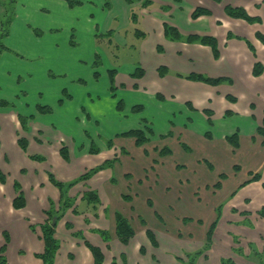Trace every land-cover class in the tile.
<instances>
[{"label": "crops", "instance_id": "crops-1", "mask_svg": "<svg viewBox=\"0 0 264 264\" xmlns=\"http://www.w3.org/2000/svg\"><path fill=\"white\" fill-rule=\"evenodd\" d=\"M80 1L83 4L75 7L66 0H17L15 3L16 19L10 26L6 46L21 50L30 56L27 60L33 59L35 63L27 64L21 60L26 56L20 58L18 53L14 55L10 51H4L0 58V98L9 99L6 90H2L3 86L18 95V99H10L14 105L0 107V170L7 173L6 182L0 181V248L5 243L3 234L7 232L10 238L7 264H43L37 257L45 250L39 226L47 220L48 211H60L62 200L61 191L52 184L48 174L52 173L61 182H71L117 157L115 153L120 148L127 151L130 148L132 151L129 149L128 153L121 154L113 168L98 171L67 192L66 196L73 202L57 224L56 237L60 247L55 264H93L94 256L86 241L102 250L103 264H112L113 261L116 264H181L180 259H184L186 253L195 252L206 244V233L216 218L217 204L212 203L207 211L211 219L204 220L201 204L205 202L200 201L205 194L197 195L196 186L187 184L197 179L196 172L195 177H180L179 163L166 160L173 152L167 157H159L157 151L146 155L149 143L137 147L134 138L117 135L149 125L153 130L155 128L153 133L156 136L160 133L156 130L160 122L165 127L160 134H171L170 138L179 142L185 143V138L205 130L212 133L213 140L217 112L220 115L230 111L229 118H233V122L221 126L219 134L227 137L238 131L240 147L236 153L239 155L243 151L240 155L255 167V147L253 152L247 153L244 147L246 140L255 141L264 118V73L258 77L253 75L256 60L264 64V44L256 37L257 32L264 34V0H223L221 3L215 0H147L151 2L148 6L142 5L144 0L132 4L125 0ZM227 5L243 7L250 15L260 17L262 22L250 24L231 18L224 10ZM198 7L207 8L212 14L194 19L192 14ZM133 11L138 13L139 22H133ZM5 12L0 6V16H5ZM165 23L177 27L184 36H215L220 58H214L209 46L167 41L164 39ZM132 28L146 33L137 50L138 62L145 75L133 78L131 74L136 68L128 61L120 64L114 61L112 65L107 62V70L96 69L97 55L105 60L109 55L108 47L127 46L128 37L123 32ZM110 29L114 31L113 42L105 40L103 50L99 37ZM35 30L44 34L39 36ZM228 32L237 37L229 39ZM247 40L253 45L254 52ZM157 44L163 54L157 52ZM156 55H164L165 64L172 70H183L188 65L199 73L227 78L230 81L224 83H229L230 87L220 86L223 83L209 86L168 74L161 77L155 72L157 62L151 67L148 65V60ZM188 59L198 61L202 67L193 66ZM110 70H116L114 92L111 90ZM50 72L61 78H52ZM96 72L99 78H96ZM102 85L109 88L104 96L100 94ZM21 90H33L37 94L38 103L34 109L19 93ZM125 92L134 94V98L145 105V110L131 114L132 103L125 100ZM195 93L199 95L197 99ZM201 95L204 97L200 98ZM228 96L236 100L232 101ZM60 100L63 104L59 103ZM120 100L125 101L122 112L117 109ZM38 104L51 107L52 112L40 113L36 108ZM177 108H184V111ZM205 109L213 111L212 125L207 124ZM178 113L184 116L177 119ZM132 115L145 122L140 120L137 126L133 127L131 123L129 126ZM195 115L204 123L199 131L194 126ZM152 120L156 122L155 126ZM95 126L99 130L102 127V133L107 131L109 139L114 141L113 148L97 146L96 136L102 137L101 133L88 130L89 127L95 129ZM51 137L54 140L52 145ZM20 138L27 140V152L19 145ZM88 140L90 145H87ZM92 141L99 153H91ZM63 145L69 149V161L60 154ZM244 152L248 155L244 156ZM35 155L44 157V160L32 159L31 156ZM132 159L136 161L132 162ZM186 167L180 168L185 170ZM12 172L20 182H10ZM169 173H175L177 178L169 179ZM16 182L20 183L26 200V206L21 209L13 207L18 195ZM263 184L264 173L261 181L247 184L234 195L236 190L229 192L227 199H232L223 202L212 246L197 264H228L223 260H229V264H262L255 258L254 251H264V217L260 215L264 207ZM223 186L211 194L222 190ZM91 190L98 193L100 204L97 208L82 201L84 194ZM194 208L197 212L193 211ZM116 211L122 212L135 229V236L128 244H123L117 236ZM187 218L191 220L187 221ZM31 225L36 226V231ZM198 226L203 228L199 235ZM148 229L153 232L156 244L149 238ZM102 231L107 232L106 238ZM141 248L144 251L141 252Z\"/></svg>", "mask_w": 264, "mask_h": 264}, {"label": "trees", "instance_id": "trees-1", "mask_svg": "<svg viewBox=\"0 0 264 264\" xmlns=\"http://www.w3.org/2000/svg\"><path fill=\"white\" fill-rule=\"evenodd\" d=\"M66 1L69 3V5L71 7H75V6L83 4V2H81L80 0H66ZM125 1L128 2L129 4H132V3H136V2L141 1V0H125ZM177 1H180V0H177ZM215 1L218 3H221L223 0H215ZM16 2H17V0H7V6H8L7 7V14H6L7 20H6V22L5 21L3 22L2 30L0 31L1 32L0 33V58H1V55L4 51H12L8 46H6V44H4L2 42V39L4 40V38L7 35H9L10 24L12 23V21L14 19L13 18V15H14L13 7H15ZM142 5L148 6V5H151V2L144 0L142 2ZM224 10H225L226 14L231 18L242 19V20L247 21L250 24L262 22L260 17L250 15L248 13V11L243 7H236V6L227 5V6H225ZM211 14L212 13L209 9L204 8V7H198L193 12L192 17L194 19H197L203 15H211ZM132 20L135 23L139 22L138 13L133 11ZM219 24H220V22H219ZM137 31L140 35V36H138V38L141 37V39H143L146 37V33L141 32L139 29H137ZM113 32L114 31L112 29H110L106 34L100 36L99 38L113 42V39H112ZM35 33L39 36H42L44 34L43 31H41V30H35ZM164 34L170 40H177V41H184L185 40L188 43H198V44H202L205 46H209L213 52L214 58L215 59L220 58L218 39L215 36L197 35V34L184 36L179 31V29L177 27L170 25V24H167V23L164 24ZM228 37L230 39V38L237 37V36H233L232 33H229ZM256 37L258 40H260L264 44V34L262 32H257ZM247 42H248V45L251 48V50L254 52L255 49H254L253 45L250 43V41L247 40ZM71 44L74 45V40L71 41ZM157 50L161 52L162 51L161 46H158ZM255 55H256V52H255ZM100 65H101V58L99 55H97L95 63H94V67L99 68ZM157 71L161 77H164L167 74H169L170 69L167 66L162 65L157 69ZM263 73H264V64L260 60H257L255 62V65H254L253 75L258 77V76H261ZM50 75L52 77H55V75H53L52 73ZM144 75H145V70L141 66L137 67L135 69V71L133 72V74H131V76L135 79L142 78ZM95 76H96V78L100 77L98 72L95 73ZM109 76H110V81H111V90H112V92H114V91H116V86H115L116 70H110ZM178 77H181V78L184 77V78H187V79L193 80V81H202V82H205L207 84L215 85V86L220 85L221 83H224L226 81H230L227 78H223V77L212 78V77H208V76H205L203 74L196 73V72H193V73H190L187 75H183V74L178 73ZM135 87L137 88L138 86L135 85ZM114 96L116 97L115 94H114ZM66 97H68V96H66ZM69 98H70V96H69ZM228 98L231 99L232 101L236 100V98H234L232 96H228ZM59 103L63 104V100H60ZM188 105L192 109H194L191 103H188ZM9 106H12L9 101L0 99V107H9ZM36 108L42 114H48V113L52 112V108L49 106L38 104L36 106ZM117 109L119 111L124 110L123 100H120L118 102ZM144 109L145 108L142 105H136L133 107L132 110L134 113H139V112L144 111ZM204 113L208 116V123L210 125H212L213 124V121H212L213 111L211 109H205ZM226 114L229 116V115H232V112L228 111ZM145 131H148L151 135L154 134L153 130L151 128H149V130H147V129H132L130 131H127L125 133L117 135V137H119V136H121V137L122 136L123 137H132L135 139L136 146L142 147L145 144L150 142V140L147 136V132H145ZM257 133L264 137V118H263L262 126H260L257 129ZM206 137H207V139H212V133L207 132ZM225 139L233 148L238 149L240 147V138H239V132L238 131H236L235 133H233L230 136H227ZM18 143L21 146V148L25 152H27V149H28L27 140L25 138H20L18 140ZM106 145L109 149L113 148L114 147V141L112 139H110L106 142ZM181 146L185 151H187V152L191 151L190 147L187 144L182 142ZM156 151L157 152L159 151L158 152L159 157H166L167 155L172 154V150L167 146H165L161 149L156 148ZM91 153L92 154L99 153L98 149L96 148L95 143L93 141L91 143ZM126 153H128V151L125 148H121V154H126ZM145 153L148 154V152L146 150H145ZM60 154L66 161L70 160L69 149H68L67 145H63L61 147ZM31 158L34 160H38V161L44 160V157L37 156V155L31 156ZM118 160H119V157H115L114 159L107 160L106 162L99 165L98 167L93 168L91 170H88L85 174H83L78 179L71 181V182H67V183L57 180L52 173L48 174V177H49L50 181L52 182V184L55 185L61 191L62 200L59 204L60 205V211L57 213H55L54 211H48L47 212V216H48L47 220L39 226L41 233H42L43 241L45 243V250L42 254H37V257H39L43 261V264H55V258H56V255L58 253L59 247H60L59 240L56 237L57 224H58V221L63 217L64 212L69 207L72 206V202H73V200L70 197L66 196L67 192L70 190V188L77 185L80 181L89 180L98 171H100L102 169H106L107 167L113 168L115 163ZM156 161H158V160H156ZM205 163L207 164V166L209 167V169L211 171L215 170V167L213 166V164L210 161L205 160ZM239 168H240V166H238V165L234 166L235 171H237V169H239ZM249 175L251 176V178L245 180L232 195H234L239 189H241L242 187L246 186L247 184H249L251 182L261 181L262 177H263V174L260 172H253V173L250 172ZM127 177L130 178L131 176L127 175ZM222 178L226 179L227 175L225 173H221L219 175L220 181L217 182V185L215 186V188H218V189L221 188ZM6 180H7L6 174L2 170H0V181L2 183H5ZM15 188L18 192V195L15 198V200L13 201V207L15 209H21V208L26 206L25 196L23 194L22 187H21L20 183L16 182ZM125 198L130 199L131 197L125 196ZM82 201L86 202L88 205H91L93 208H97L100 204V199H99L98 193L93 191V190L87 191V193L84 194ZM222 207H223L222 205H219L217 207L216 218L211 223V225L209 226V228L207 230L206 244L203 246V248H201L198 251L186 253L185 258L180 259L182 264H197L198 259L201 256H203L208 251V249L211 248L212 237H213L214 231L217 227V224L219 222V219L222 215L221 214V208ZM75 212L78 213V211L76 209H75ZM260 215L262 217H264V207L260 210ZM189 220H191V219L187 218V221H189ZM115 222H116L117 236L119 237V239L121 240V242L123 244H128L130 242V240L135 236V233H136L133 225L131 224L130 220L120 211L115 212ZM67 226H68V228H72L71 224H67ZM31 229L33 231H36V226L31 225ZM101 234L103 235V237H105V238L107 237V232L102 231ZM147 234H148L149 238L151 239V241L154 244H156L155 236L150 229H148ZM3 235L5 238V243L0 248V264H7L6 251H7V246H8V243L10 241V238H9V234L7 232H4ZM86 244L88 245L91 252L93 253V256H94V263L93 264H103L104 254H103L102 250L97 246L91 245L87 241H86ZM141 250L144 251L143 248H141ZM254 256H255V258H257V260H259V263L264 264V251L262 253H255V251H254ZM223 262L228 263V264L231 263L229 260L228 261L223 260ZM112 264H116V262L113 261Z\"/></svg>", "mask_w": 264, "mask_h": 264}, {"label": "rangeland", "instance_id": "rangeland-1", "mask_svg": "<svg viewBox=\"0 0 264 264\" xmlns=\"http://www.w3.org/2000/svg\"><path fill=\"white\" fill-rule=\"evenodd\" d=\"M0 6H3L5 11H6L5 12V16H0V22L3 24V22L4 21L6 22V20H7V18H6L7 7H8L7 6V0H0ZM13 10H14V7H13ZM16 14H15V10H14L13 18L16 16ZM15 19H16V17L13 19V21ZM11 24H10V26H11ZM170 25H172V24H170ZM136 27L141 28L140 26H136ZM123 33L127 34L126 37H128V41L129 42H128L127 46H121V45L116 46V45H114V46L108 47L109 55H108L107 58L105 56H103V57H105V60L103 58L101 59V65L99 66L100 69H102V70L106 69L107 70L108 67H109L107 62H109L112 65V63L114 61H116L119 64L122 61H128L135 68L141 66V65H139L140 63L138 62V52H137V50L139 48V44L138 43H140L139 41H141V37L138 38V36H140L138 31L135 30L134 28H132V30L125 31ZM229 33L230 32H228V34ZM6 37L4 38V40L2 39V42L4 44H7L6 43ZM164 37H165L164 39H167V41H169V42L172 41V42H176V43H179V42L188 43L185 40L184 41L170 40L169 38H167L165 36V34H164ZM100 43H101V48L104 50L105 49L104 45H106L105 40L101 39ZM191 44H193V43H191ZM194 44H198V43H194ZM158 46H160V45L157 44V49H158ZM12 49H14V50H12ZM12 49H11L12 51H10L12 54L16 55L18 53L17 56H19V57L21 56L20 58H24V56H26L25 60L24 59H21V60L25 61L27 64L35 63L33 61V59H32V61L31 60H27V59H29L30 56L25 55L21 50H18L15 47H12ZM162 51L160 52V51L157 50V52L159 54H163ZM110 55H112V57H110ZM188 61L190 63H192L193 66L195 65V67H199V68L202 67L201 63H199L198 61H195V60L191 61L190 59H188ZM156 62L158 63L157 66H156L157 69L160 66H162V65L167 66L165 64V56L164 55H162V56L156 55V58L148 60L149 67L153 66ZM99 68H96V69L99 70ZM168 68H170V67H168ZM157 69L155 70V72L157 71ZM193 72L199 73L194 68H189V66L186 65V66L183 67V70H175V69L172 70L170 68V71H169L168 75L171 76V77H175L176 78V77H178V73L183 74V75H187V74H190V73H193ZM151 73H152V70L150 72V76H151ZM50 74H51V72H50ZM52 74L55 75L54 73H52ZM156 74H158V71H157ZM200 74H202V73H200ZM203 75L208 76V77H212V78H217V77H215V76H213V75H211L209 73L205 74V72L203 73ZM52 78L60 79L61 77L60 76L57 77V75H55V77H52ZM183 80L191 81V82L193 81V80H189V79L184 78V77H183ZM22 82H23V80H22ZM195 82L196 83L206 84V85L210 86V84H207V83L202 82V81H195ZM154 85L156 86V83ZM223 85H227L228 87H230L229 83H223L220 86H223ZM17 88L19 89V87H17ZM2 90H6V95L9 98L7 100H9L11 105H14L15 102L12 101V100L13 99L14 100L18 99L17 98L18 95H16V93L13 94L12 90L9 87L7 88V86H3ZM186 90H189V89L186 88ZM108 91H109V88L108 87L104 88V85H102V91H101L100 94L104 96ZM171 92L172 91H170V93ZM19 93L23 94V96H25L27 98L26 101H28L30 103V105H31V108L34 109L35 105L38 103L37 94L34 93L33 90H28V91L21 90ZM174 95L178 97V94H174ZM47 96L49 98L52 97L51 94H49V95L47 94ZM141 96H143V95H141ZM194 97H195V99H197L199 97V95L197 93H195ZM202 97H204V96L201 95L200 98H202ZM124 98L127 101V103H132L131 108H130L131 114H135L132 109L136 105H142L145 108V105L139 103L140 100H136L135 98H137V97L134 98V94H132V93H128V92L126 93L125 92L124 93ZM10 99H12V100H10ZM123 102H124V110H125V101L123 100ZM24 107L27 108V106H25V105H24ZM206 107H208V106H206ZM177 110L178 111L179 110L184 111V108L183 109H178L177 108ZM84 113L86 114V111ZM139 113H141V112H139ZM182 116H184V115L178 113L177 119L181 118ZM216 116H217L215 118L216 124H215V126L213 128V133H214L213 140L212 139H207V137H206L207 131L206 130H205V132H201V133L195 134V136H191L190 135L189 137L185 138V143L187 145H189L191 147V149H192L191 152H187V151H185L182 148V146H181L182 142H179L178 140H176V138H170L171 134H164V135L160 134L161 131L165 128L164 124H162L160 122L157 123V127H156V130L158 131V133L160 131V133H159L160 135L158 134V135L155 136V132H154V134L151 137L152 139H150V140H152V142H149L148 149H146V151L148 153H153V151H156V148L161 149V147L163 148V147L167 146V147H169L172 150L173 155H171L166 160L168 161V163L169 162L179 163L178 166H179V169H180L179 170L180 171L179 172V176L180 177H183L185 179H188V178H191V177H195L193 174H194V172H196L197 179L195 181L190 180L191 182H189L187 184L192 186V187L196 186L197 195H199L201 193H202V195L205 194V197L203 196V199L200 202H205V203L201 204V206H202L201 207V211H202L203 219L204 220L206 219L207 221H209V218L211 219L210 215L207 212L209 207L211 206V204L212 203H216L217 207L219 205H222L223 206L221 208V214H222L223 208H224L223 202H230L231 199H232V198L230 200L227 199V197L229 195V192L231 191V193H232L233 191L237 190L238 187L245 180L251 178V176L249 175L250 172L253 173V171H251V169H255L254 170L255 172H260L262 174L264 173V138H263V136H261V135H259L257 133V135H255L256 136L255 141L253 139H248V140H246L247 142H245V146L246 147H244V151H246V153L247 152H253V147H255V167H254V166H252V164L248 163L246 158H244L242 155H240L243 151L239 155H237V153H236L237 150L235 148H233L226 141V139H225L226 137H222L219 134V130H220L221 126H223L225 123H228L229 121L233 122V118H229V117H231V115L228 116L227 114H225V111H224L220 115H218V112H217ZM140 118L141 117L132 115L129 118V121H130L129 122V126H130V123H131V126H133V127L137 126L140 123V120H141V122L142 121L145 122V120H143V118H141V119ZM22 120L24 121L23 117H22ZM152 121H153L154 126H155L156 122L154 120H152ZM194 122H195L194 126H196V131H199L202 127H204V123H202V121L199 120L197 115L194 116ZM205 122H207V120ZM207 124H208V122H207ZM127 126H128V124L126 123L124 125V128L126 129ZM171 126L173 127L172 123H171ZM149 128H150L149 125L148 126H146V125L144 126V129L149 130ZM135 129H137V128H135ZM138 129H140V127ZM88 130H89L90 133H95V132L96 133H98V132L101 133L102 137H99L98 134L96 136L97 137L96 143H97L98 147L106 146V142L108 140H110L109 138H111V137L107 136V133H106L107 131H105V133L101 132L102 127H101L100 130L96 126H95V129L93 127H89ZM153 131H155V128H154ZM145 132H147V136L148 137L151 136V134L148 131H145ZM208 132H210V131H208ZM114 139L115 140L117 139L116 136L114 137ZM50 140H51V145L54 144L53 137H51ZM88 141L89 142H88L87 145H90V140H88ZM80 142H81V140L79 139V143ZM243 145H242L241 150L243 149ZM134 148H135V146H134ZM129 149H128V151H129ZM246 153L244 152V156L248 155ZM115 155L117 157H119L121 155V148L119 149L118 153H115ZM146 155H148V154H146ZM167 156H169V155H167ZM206 159L213 163V165L215 167L214 171H211L210 169H208L209 167L205 163ZM135 161H136V159H132V162H135ZM146 164H147V162L144 163V166ZM235 164L236 165L238 164L240 166V168L237 169V171L234 170ZM184 165H187L185 170L180 168V167H184ZM105 170H108V167ZM148 171H150V170H148ZM4 173L7 175L6 172H4ZM221 173H225L227 175L226 179L222 178V180H221V183H222V185L224 184V186H223L222 190L211 194V192L213 190H218V188H215V186L217 185V182L220 181L219 175ZM139 176L137 177V179L139 178ZM9 178H10V182L11 183H12V181H15V180L19 181V179L17 178V176L15 175L14 172L9 174ZM168 178L169 179L171 178L172 180H175L177 178V176L175 175V173L172 174V175L169 173V177ZM81 182L82 181H80L79 183H81ZM208 194L210 196L209 198L207 197ZM182 202H185V201H182ZM209 203H210V205H209ZM187 210H188V208H187ZM204 210L206 212H203ZM189 211H192V210L189 209ZM193 211L197 212V209L194 208ZM189 214H190V212L187 215H189ZM198 227L199 228L197 229V235H199L202 232V229H203L201 226H198ZM198 250H200V249H198ZM141 252H142V250H141Z\"/></svg>", "mask_w": 264, "mask_h": 264}]
</instances>
